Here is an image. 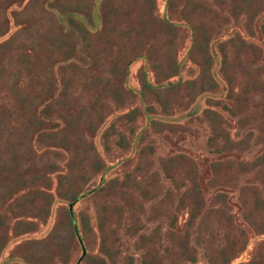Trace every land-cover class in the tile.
Segmentation results:
<instances>
[{"label":"rangeland","instance_id":"obj_1","mask_svg":"<svg viewBox=\"0 0 264 264\" xmlns=\"http://www.w3.org/2000/svg\"><path fill=\"white\" fill-rule=\"evenodd\" d=\"M82 249L264 264V0H0V264Z\"/></svg>","mask_w":264,"mask_h":264},{"label":"trees","instance_id":"obj_2","mask_svg":"<svg viewBox=\"0 0 264 264\" xmlns=\"http://www.w3.org/2000/svg\"><path fill=\"white\" fill-rule=\"evenodd\" d=\"M206 47H208V46H206ZM208 50H209V48H208ZM79 56H80V52H79V49H77V44H76L75 47H73V46L71 47V51L69 53L63 54L61 59L55 61L53 63V66L61 65V64L66 63V62H71L73 64H76L77 62H79V61H77ZM137 58H143V55L140 54ZM130 62H132V61H130ZM125 68L127 69V66ZM126 69H125V75L127 73ZM143 85L147 86L148 88H153L152 85L150 83H148L147 81H143ZM171 85H173V83L167 82L165 84L157 86L156 88H162V87H167V86H171ZM55 86L57 87L56 83H55ZM122 86H124V83L122 84ZM35 114H36L37 120H39L40 127L31 134V136H30V143L31 144H33V142L36 139H38V137L42 136L43 132H45V125L41 124V120L43 121L44 117H41L38 110H35ZM47 118H50V117L48 116V117H46V119ZM226 134H228V133H226ZM227 138L229 139V136H227ZM32 148H34V147L32 146ZM204 176H205V174L202 172H195V176L193 179V187H192L193 191L192 192H195L196 194H198V196H202V193H203L202 192L203 187H204L203 184L205 182L204 180H206V179H203ZM100 181H103L102 175H100ZM55 189H57V188H55ZM50 190L51 189L48 188L46 191L50 192ZM51 191H53V190H51ZM86 193L87 192L80 193V197H75L71 202H76L79 198L83 197ZM70 204H72V203H70ZM69 213H70V216H71V214L73 215L72 209H71V211L69 210ZM71 222L73 223V227L75 229L76 225L74 223V219H72ZM37 227L38 226L35 225V229Z\"/></svg>","mask_w":264,"mask_h":264},{"label":"water","instance_id":"obj_3","mask_svg":"<svg viewBox=\"0 0 264 264\" xmlns=\"http://www.w3.org/2000/svg\"><path fill=\"white\" fill-rule=\"evenodd\" d=\"M72 209V204H69V210L71 211ZM76 234L78 235V232L76 231ZM78 241L79 243L81 244V239L78 237ZM85 255V249H82V255L81 257L78 259L77 263L76 264H79L81 259L83 258V256Z\"/></svg>","mask_w":264,"mask_h":264}]
</instances>
